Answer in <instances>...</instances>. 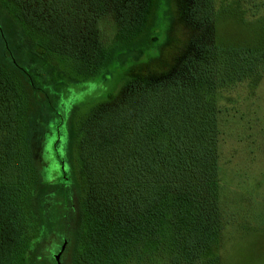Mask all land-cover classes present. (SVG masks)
Instances as JSON below:
<instances>
[{"label": "trees", "instance_id": "obj_1", "mask_svg": "<svg viewBox=\"0 0 264 264\" xmlns=\"http://www.w3.org/2000/svg\"><path fill=\"white\" fill-rule=\"evenodd\" d=\"M239 5L0 0V264H37L65 228L74 264H221L236 219L223 207L221 101L264 78V13L249 25ZM225 18L247 36L222 35ZM116 58L123 84L77 120L71 110L63 159L47 138L60 95L39 86L95 77Z\"/></svg>", "mask_w": 264, "mask_h": 264}, {"label": "rangeland", "instance_id": "obj_2", "mask_svg": "<svg viewBox=\"0 0 264 264\" xmlns=\"http://www.w3.org/2000/svg\"><path fill=\"white\" fill-rule=\"evenodd\" d=\"M228 1L234 5L235 2H239L238 7H242L241 12L248 11L242 17L249 25L254 24L255 19L252 14L255 11L264 13V0ZM221 22L220 32L225 37H231L230 40L243 39L247 36V26L241 20L225 18ZM120 65L121 60L116 58L111 62L109 71L103 69L100 74L88 79L76 77L78 80L72 81L70 76H61L60 90L53 88L49 82L43 84L46 87L39 86L44 92L43 95L52 93L60 95L59 101L55 102L60 113L51 121L55 131L52 130L47 138L49 145L57 140L61 141L60 153L63 159L69 156L68 121L71 110L76 109L73 115L74 120H77L103 101L107 95L117 94L124 78L123 71L119 69ZM221 108L219 149L221 179L225 185L223 207L227 215L236 212L235 223L227 226L226 229L221 264H264V78L256 87L243 86L238 90L227 91L221 101ZM61 164L57 160L50 166L51 176L56 174L55 170H58ZM64 168L69 171L68 163L65 162ZM53 195L51 191L42 199L43 204L49 209L56 204ZM67 207H70L69 203H66L64 209ZM237 223L249 224L255 228L244 233L238 232L235 225ZM73 229L65 228L60 231L62 240L65 242L66 239L68 243L62 264H74V259L77 257V241ZM60 244L62 241L56 240L41 247L36 256L37 264H54L53 257L55 258Z\"/></svg>", "mask_w": 264, "mask_h": 264}, {"label": "water", "instance_id": "obj_3", "mask_svg": "<svg viewBox=\"0 0 264 264\" xmlns=\"http://www.w3.org/2000/svg\"><path fill=\"white\" fill-rule=\"evenodd\" d=\"M66 245H67V240H65V242H64V244L62 245L61 250L59 251V253H57V254L55 255V260H56V263H57V264H62V262H61V256H62L63 252H64L65 249H66Z\"/></svg>", "mask_w": 264, "mask_h": 264}, {"label": "flooded vegetation", "instance_id": "obj_4", "mask_svg": "<svg viewBox=\"0 0 264 264\" xmlns=\"http://www.w3.org/2000/svg\"><path fill=\"white\" fill-rule=\"evenodd\" d=\"M61 250V248L58 250V252L57 253H59V251ZM65 252V251H64ZM64 252H63V254H62V256H61V262H62V259H63V256H64ZM57 264V263H56Z\"/></svg>", "mask_w": 264, "mask_h": 264}]
</instances>
